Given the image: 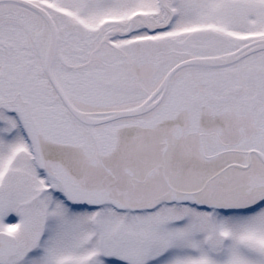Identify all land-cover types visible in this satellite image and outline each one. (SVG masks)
I'll return each instance as SVG.
<instances>
[{
  "label": "snow or ice",
  "instance_id": "1",
  "mask_svg": "<svg viewBox=\"0 0 264 264\" xmlns=\"http://www.w3.org/2000/svg\"><path fill=\"white\" fill-rule=\"evenodd\" d=\"M0 264H264V0H0Z\"/></svg>",
  "mask_w": 264,
  "mask_h": 264
}]
</instances>
